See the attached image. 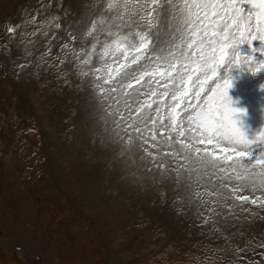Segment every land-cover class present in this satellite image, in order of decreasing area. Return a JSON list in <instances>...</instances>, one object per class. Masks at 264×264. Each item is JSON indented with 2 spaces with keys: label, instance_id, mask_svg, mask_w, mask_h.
Returning <instances> with one entry per match:
<instances>
[{
  "label": "rangeland",
  "instance_id": "374dc122",
  "mask_svg": "<svg viewBox=\"0 0 264 264\" xmlns=\"http://www.w3.org/2000/svg\"><path fill=\"white\" fill-rule=\"evenodd\" d=\"M97 1L11 0L0 8V27L8 37L11 31L18 36L23 21L18 15L36 8L35 15L61 17V28L56 30L61 40L69 33L79 35L80 46L90 51L94 41L86 30L110 2ZM49 2L60 7H41ZM108 23L112 21L108 19ZM32 24L27 34L35 31L33 51L42 50L46 37H39L36 31L41 25ZM17 47L9 42L0 48V264H264V237L259 234L264 229V207L252 204L251 197L248 203L230 200L229 206L221 207L212 203L217 197L208 195L212 189L207 177L201 179L197 171L189 174L179 169L186 173L179 176L180 184L172 178L176 171L161 180L150 158V173L136 166L119 174L118 180L129 179L134 185L128 195L111 185L110 176L117 169H111V162L108 180L91 179V167L98 163L93 157L98 155L95 146L101 147L105 135L97 120L96 103L89 101L91 88H63L50 71L43 70L46 65L38 68L35 60L26 70L20 69L18 65L24 62L18 61ZM243 74L249 93L231 85L227 95L236 111V126L251 143L255 134L264 132V111L255 98L259 83ZM165 101L171 103L170 98ZM233 101L246 107H237ZM261 106L264 108V94ZM257 143L259 148L252 146L254 155L264 150V142ZM225 146L226 142L200 145L213 151ZM168 150L161 148L157 158L171 161L163 156ZM150 151L156 153V149ZM139 163L137 160L136 165ZM132 172L144 177L143 181L133 182L129 178ZM223 175L217 172V185ZM229 175L231 179L224 182L231 186L247 183L237 180L234 173ZM245 194L248 192L238 193ZM201 200L209 203L201 204ZM233 203L237 206L231 207ZM250 253L260 259L247 262Z\"/></svg>",
  "mask_w": 264,
  "mask_h": 264
},
{
  "label": "snow or ice",
  "instance_id": "6c2138e0",
  "mask_svg": "<svg viewBox=\"0 0 264 264\" xmlns=\"http://www.w3.org/2000/svg\"><path fill=\"white\" fill-rule=\"evenodd\" d=\"M98 14L100 19L90 21L86 30L94 41L90 51L80 46L79 35L69 33L61 40L56 31H48L43 33L42 50L26 51L25 62L18 67L26 70L33 57L38 68L46 65L43 70L50 71L61 87H90L89 101L96 103L99 118L106 126H115L105 128L100 143L103 148L113 146L118 165L127 167L128 159L139 160L137 168L150 173V158L161 180L176 171L177 184L179 169L197 171L201 179L208 178L212 189L208 195L217 197L212 203L226 207L230 200L248 203L251 197L252 204L264 207V151L254 155L252 146L259 144L250 143L236 126V111L227 95L231 84L227 79L221 82L218 75L222 67L238 65L242 45L255 52L252 42L261 41L259 51L264 55V0H110L106 12ZM60 18L52 17L54 29L61 28ZM259 65L249 63L247 71L264 70V60ZM125 137L126 146L121 143ZM224 142L220 151L228 155L222 158L200 147ZM161 148L169 149L163 156L171 161L157 158ZM221 159L226 167L218 163ZM244 159L250 162L244 164ZM217 172L224 174L218 185ZM230 172L247 183H225ZM129 178L135 183L144 179L135 172ZM244 192L248 194L238 195ZM208 210L219 215L215 208Z\"/></svg>",
  "mask_w": 264,
  "mask_h": 264
},
{
  "label": "bare ground",
  "instance_id": "6f19581e",
  "mask_svg": "<svg viewBox=\"0 0 264 264\" xmlns=\"http://www.w3.org/2000/svg\"><path fill=\"white\" fill-rule=\"evenodd\" d=\"M11 2V0H0V8L1 9H3V8H5V7H7V4L8 3H10ZM90 146H88V149L89 150H91V147L89 148ZM112 147L113 146H109V148H103V147H100L99 149L95 146V150L93 149L92 151H95V152H97V157L96 156H93L97 161H98V163H97V165H95V167H91V169H93L94 168V172H93V176L91 177L90 176V178L91 179H93V178H102V180H106L107 179V174L106 173H110L109 172V168H108V162H111V169L113 168V167H117V169H115L113 172H112V175H114V173H115V175L114 176H110V179H109V181H110V183H111V185H114L115 187H117V189L118 188H120L121 190L123 189L125 192H124V194L125 195H128L129 194V192H130V190L131 189H134V185H130V184H133L132 183V181L131 180H129V179H122V182H121V180H118V177H119V179H120V176H119V174H121L122 175V173H123V171L126 173V172H128V171H132V170H129V168H132L133 170L134 169H136V163H137V161H136V163H132L131 161H128V162H130L131 163V166H130V164L128 163V165L130 166H128L127 165V167H124V166H121V165H118L117 163H116V161H115V159H114V156L116 155V153H114L113 152V150H112ZM116 148L118 149L119 148V146H116ZM80 151V150H79ZM95 152H93V153H95ZM104 154H105V156H107L106 157V159H104ZM93 160V159H92ZM77 163H78V161H77ZM80 164V163H79ZM82 165V164H81ZM77 168H79V167H81L80 165H78L77 164V166H76ZM80 171V170H79ZM83 175V174H82ZM84 176V175H83ZM87 176H89V175H87ZM117 176V177H116ZM97 178V179H98ZM108 180V179H107ZM125 180V181H124ZM98 181V180H97ZM165 183H166V181H165ZM89 187V186H88ZM93 188V187H92ZM93 190V189H92ZM123 194V195H124ZM138 195V194H137Z\"/></svg>",
  "mask_w": 264,
  "mask_h": 264
}]
</instances>
